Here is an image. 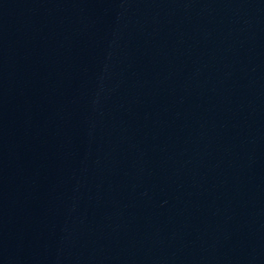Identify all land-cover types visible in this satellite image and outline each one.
Here are the masks:
<instances>
[{
    "label": "water",
    "instance_id": "water-1",
    "mask_svg": "<svg viewBox=\"0 0 264 264\" xmlns=\"http://www.w3.org/2000/svg\"><path fill=\"white\" fill-rule=\"evenodd\" d=\"M0 264H264V0H0Z\"/></svg>",
    "mask_w": 264,
    "mask_h": 264
}]
</instances>
